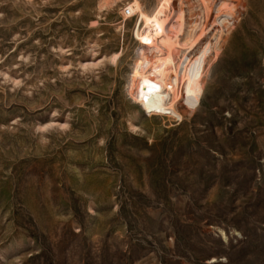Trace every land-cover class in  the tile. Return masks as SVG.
<instances>
[{
	"label": "rangeland",
	"instance_id": "rangeland-1",
	"mask_svg": "<svg viewBox=\"0 0 264 264\" xmlns=\"http://www.w3.org/2000/svg\"><path fill=\"white\" fill-rule=\"evenodd\" d=\"M207 1L158 111L130 0H0V264H264V0Z\"/></svg>",
	"mask_w": 264,
	"mask_h": 264
},
{
	"label": "bare ground",
	"instance_id": "bare-ground-1",
	"mask_svg": "<svg viewBox=\"0 0 264 264\" xmlns=\"http://www.w3.org/2000/svg\"><path fill=\"white\" fill-rule=\"evenodd\" d=\"M111 1L105 0V2ZM199 1L204 9L206 21L200 27L198 34L195 33L197 24H194L191 30L185 33L183 39H180L183 29V10L172 9V0H160L151 12L143 7L140 0H130L128 3V15L125 17L136 18L134 35L140 44L138 63L133 66L129 89L146 108L159 111L167 107L168 94L163 89L161 77L174 60L175 47H190L207 29L213 8L207 0ZM217 20L223 22L219 17ZM162 53L168 55L170 60H160ZM192 74V69H188L187 79L192 78Z\"/></svg>",
	"mask_w": 264,
	"mask_h": 264
}]
</instances>
